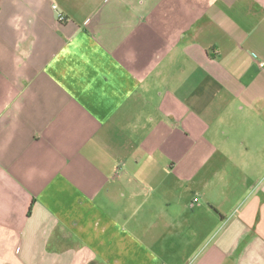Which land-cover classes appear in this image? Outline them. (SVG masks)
Segmentation results:
<instances>
[{
	"label": "crops",
	"instance_id": "crops-1",
	"mask_svg": "<svg viewBox=\"0 0 264 264\" xmlns=\"http://www.w3.org/2000/svg\"><path fill=\"white\" fill-rule=\"evenodd\" d=\"M0 264H264V0H0Z\"/></svg>",
	"mask_w": 264,
	"mask_h": 264
},
{
	"label": "built area",
	"instance_id": "built-area-1",
	"mask_svg": "<svg viewBox=\"0 0 264 264\" xmlns=\"http://www.w3.org/2000/svg\"><path fill=\"white\" fill-rule=\"evenodd\" d=\"M64 17L63 16H61V19H63Z\"/></svg>",
	"mask_w": 264,
	"mask_h": 264
}]
</instances>
